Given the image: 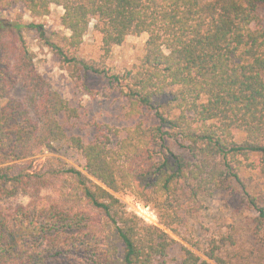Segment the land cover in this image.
I'll use <instances>...</instances> for the list:
<instances>
[{
  "label": "trees",
  "instance_id": "16d2710c",
  "mask_svg": "<svg viewBox=\"0 0 264 264\" xmlns=\"http://www.w3.org/2000/svg\"><path fill=\"white\" fill-rule=\"evenodd\" d=\"M19 4L33 22L7 16ZM52 6L63 8L68 35L48 37L37 22ZM93 22L106 56L129 36L148 35L132 69L115 75L76 55ZM29 32L62 65L121 85L128 117L154 111L155 123L87 143L70 136L79 111L38 70ZM18 87L23 101L12 96ZM58 142L81 154L84 169L47 160L33 172V159ZM253 155L264 172V0H0V264H172L201 197L228 181L262 236L264 206L240 176ZM122 193L155 210L162 228L129 212ZM20 194L28 204H12ZM182 251V264H230L216 239L206 259Z\"/></svg>",
  "mask_w": 264,
  "mask_h": 264
},
{
  "label": "rangeland",
  "instance_id": "374dc122",
  "mask_svg": "<svg viewBox=\"0 0 264 264\" xmlns=\"http://www.w3.org/2000/svg\"><path fill=\"white\" fill-rule=\"evenodd\" d=\"M63 13L62 7L52 6V13L37 21L44 25L48 37L55 32L69 34L61 25ZM17 14H22L25 22H33V18L23 5L19 4L11 8L7 16L14 17ZM27 39L31 50L37 55L35 62L40 73L72 107L79 111V117L67 123L70 136H80L87 143L95 140L102 133L110 131L115 133L119 130L120 134H123L125 128L135 126L141 121L145 125L155 123L154 111H147L144 118L128 117V102L121 85L109 83L107 79L92 73L85 76L82 71H75L73 68L62 65L55 53L36 32H29ZM147 39V34L131 35L122 46L113 47L111 53L106 56L102 50V35L97 32L93 22L84 38L83 46L76 55L89 62L104 63L112 74L120 75L132 69L143 57ZM12 96L23 101L26 91L18 87L12 92ZM235 132L236 140L241 142L245 134L240 130ZM177 152L189 158L182 150ZM47 160H54L62 166L79 170H83L85 166V160L81 154L66 142L55 143L51 151L34 158L32 171L39 172ZM259 161V157L253 155L254 167L242 168L240 176L264 206V172ZM238 192L236 183L228 181L211 195L201 197L202 209L190 220V226L184 232V239L176 238L178 244L169 252L170 263L182 264L184 254L182 246L206 259L203 251L211 240L216 239L221 245V255L230 264H264V235L257 236L254 233V219L257 214L235 206ZM117 196L129 212H132L135 203L140 202L130 193ZM28 202V197L23 194L12 199L14 205H26ZM153 226L162 228L159 218L158 224Z\"/></svg>",
  "mask_w": 264,
  "mask_h": 264
},
{
  "label": "built area",
  "instance_id": "2783aa9c",
  "mask_svg": "<svg viewBox=\"0 0 264 264\" xmlns=\"http://www.w3.org/2000/svg\"><path fill=\"white\" fill-rule=\"evenodd\" d=\"M132 213L138 216L146 224L149 225L158 224V218L155 210H153L150 206L145 205L141 202H137L134 204Z\"/></svg>",
  "mask_w": 264,
  "mask_h": 264
}]
</instances>
